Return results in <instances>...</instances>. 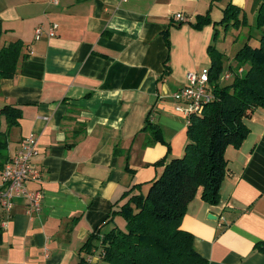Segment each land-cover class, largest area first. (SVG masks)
Instances as JSON below:
<instances>
[{
  "label": "crops",
  "instance_id": "0c3cea01",
  "mask_svg": "<svg viewBox=\"0 0 264 264\" xmlns=\"http://www.w3.org/2000/svg\"><path fill=\"white\" fill-rule=\"evenodd\" d=\"M226 1L0 0V46L22 41L16 74L0 80V107L21 108L7 152L35 135L41 176L25 185L42 191L39 211L23 198L9 212L0 208V222L6 221L0 264H77L89 233L124 225L120 215L106 219L127 199L122 194L135 184L145 191L163 169L155 164L159 158L183 153L188 119L175 111L171 95L187 72L209 67L210 43L225 58L226 36L219 40L224 28L216 22ZM232 1L247 7L248 0ZM209 7L210 25L195 30L184 23ZM177 12L185 17L179 26L172 18ZM51 22L58 24L55 34L35 39L34 28ZM245 27H230L231 58L251 32ZM164 30L170 41L165 74ZM242 33L245 40L237 42ZM235 69L234 60L225 71ZM244 122L249 133L224 152L218 204L206 203L198 190L180 222L207 264H264L255 246L264 240V109Z\"/></svg>",
  "mask_w": 264,
  "mask_h": 264
},
{
  "label": "trees",
  "instance_id": "16d2710c",
  "mask_svg": "<svg viewBox=\"0 0 264 264\" xmlns=\"http://www.w3.org/2000/svg\"><path fill=\"white\" fill-rule=\"evenodd\" d=\"M226 2L216 23L224 30L247 25L242 8L232 0ZM209 15L210 7L205 13L195 15L193 22L184 23L195 30L201 29L212 23ZM255 23L260 33L257 40L254 37L253 41L249 34L238 47L233 56L237 69L231 71V77L224 83L220 81L224 54L213 43L209 44L207 69L213 100L204 104L200 112L189 114L182 155L170 157L166 153L155 163L163 166L161 173L148 182L145 191L135 184L122 194L127 199L119 206L114 204L106 219L120 215L124 225H114L101 235L97 229L89 233L80 248L86 255L77 264H207L194 248L193 235L182 229L180 222L198 190L206 203L218 204L226 173L225 149L229 145H241L249 133L244 118L258 107L264 109V0L258 1ZM1 24L0 19V37L4 30ZM163 37L167 47L165 74L170 49L167 30L163 31ZM215 37L214 30V40ZM21 48L19 38L0 46V80L16 74ZM20 117L19 106L0 107V170L9 157V131L18 125ZM155 130V133L159 131L157 127ZM158 136L157 133L155 137ZM1 236L0 225V242ZM255 246L264 252V240ZM94 256L96 261L92 263L90 258Z\"/></svg>",
  "mask_w": 264,
  "mask_h": 264
},
{
  "label": "built area",
  "instance_id": "2783aa9c",
  "mask_svg": "<svg viewBox=\"0 0 264 264\" xmlns=\"http://www.w3.org/2000/svg\"><path fill=\"white\" fill-rule=\"evenodd\" d=\"M172 18L176 21L185 19L179 12L174 13ZM57 27L58 24L53 22L47 27L37 25L34 28V38L39 39L43 34L53 36ZM240 70L241 68L238 69ZM230 77L231 73L227 71L221 79L228 80ZM171 96L176 102L175 111L186 115L187 119L189 114L200 112L204 104L213 100L208 69L203 68L199 73L187 72L185 84L175 90ZM38 155L35 135L32 133L25 135L0 170V208L4 212H9L16 198L25 199L31 211L40 210L42 191L40 189L28 190L25 185L27 181H40V167L35 163ZM4 226H6V221L1 223V227Z\"/></svg>",
  "mask_w": 264,
  "mask_h": 264
},
{
  "label": "rangeland",
  "instance_id": "374dc122",
  "mask_svg": "<svg viewBox=\"0 0 264 264\" xmlns=\"http://www.w3.org/2000/svg\"><path fill=\"white\" fill-rule=\"evenodd\" d=\"M258 1L259 0H248L247 7L245 9L243 8V11H244V14L243 15H245V19H246L247 25H245L246 27L243 28L242 31H244L246 28L250 29L251 30L250 35L252 36L251 39H253L255 37L256 40H257V38H258V36L260 34L259 31H257L258 29H257L256 23H255V21H256V14H257ZM230 31H231V28L230 27L227 28V30H223L222 29L220 31V35H218L219 36V40L222 38L223 34H225V36H226L224 43L223 44H220V47L224 48V50H225L224 51L225 58H223V68H222V71H220L221 72L220 73V81H221V83H224L226 81V80H223L221 78L227 72L225 70L227 68L228 63L231 62L232 65L234 64L233 58L230 57V55H231L230 52L233 50V47H235L236 45H235V43L231 42V32ZM245 37L246 36L243 35V33H242L238 37L237 42L240 39L244 41L245 40ZM253 41H254V39H253ZM98 264H104V263L103 262H100Z\"/></svg>",
  "mask_w": 264,
  "mask_h": 264
},
{
  "label": "water",
  "instance_id": "95a60500",
  "mask_svg": "<svg viewBox=\"0 0 264 264\" xmlns=\"http://www.w3.org/2000/svg\"><path fill=\"white\" fill-rule=\"evenodd\" d=\"M209 216H210L209 218H210V219H212L214 215H212V214H209ZM214 217H215V216H214Z\"/></svg>",
  "mask_w": 264,
  "mask_h": 264
}]
</instances>
